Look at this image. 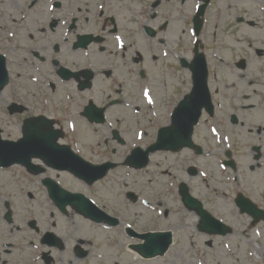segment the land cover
Instances as JSON below:
<instances>
[{
    "label": "flooded vegetation",
    "instance_id": "af4514ba",
    "mask_svg": "<svg viewBox=\"0 0 264 264\" xmlns=\"http://www.w3.org/2000/svg\"><path fill=\"white\" fill-rule=\"evenodd\" d=\"M249 2L247 10L235 8L239 10L236 31L241 43L238 61L244 68L233 70L230 62L223 59L229 70L212 73L214 113L203 114L202 126L194 131V140L202 152L197 154L198 147L163 152L172 154L176 161H189L186 172L190 174L194 160H201L210 170L208 181L205 180L211 188L208 194L222 188L223 197L232 200L235 210L227 209L224 221L240 215L248 221L247 230L257 229L260 222L264 225V0ZM2 3L0 0V53L9 75L5 89L14 98L8 116H14L11 109L18 110L19 133L26 119L46 116L52 120L53 131L61 132L51 137L69 145L79 163L84 160L86 165H123L113 156L129 141L127 136L136 134L141 126L127 123L125 107L139 104L143 92L152 101L151 93L156 92L153 80L157 77L153 64L176 57L175 71H165L169 79L166 84L169 86L177 78L186 86V68L179 58L185 48L184 34L188 28L193 30L196 1L10 0L9 9L3 8ZM217 7L224 13L221 6ZM207 13L206 22L214 23L211 34L201 38L209 36L212 40L209 53L222 51L223 45L216 44L220 37L217 28L220 26L221 34L230 28L235 32L231 26L223 25L228 15L213 20ZM190 31L187 40L192 43L194 36ZM138 104L135 107L139 109ZM165 105L170 112L175 102L169 100ZM157 107L154 102L150 105L152 116L157 114ZM101 109L103 122L96 124L91 118H98L96 113ZM168 120V113H164L155 128L167 125ZM150 123V119L145 122ZM174 123L173 137L183 138L179 123ZM179 153L183 154L178 158ZM32 163L36 168L18 166L24 174L37 176L35 181L45 189V195V179L61 186L63 178L71 180L67 176H72L71 172L50 167L39 158L32 159ZM195 173L198 170L192 174ZM192 174L186 176L191 178ZM238 198L244 202L243 211L237 205ZM49 202L52 203L50 198ZM256 210L261 211L253 212ZM18 214L16 209L10 219L5 214L0 216V225L11 228L9 235H0V264H122L118 253H107L105 248L113 246L104 243L95 227H83L82 237L89 245L86 247L84 239H72L64 228L48 231L43 227L53 214L38 212L27 218L17 217Z\"/></svg>",
    "mask_w": 264,
    "mask_h": 264
},
{
    "label": "rangeland",
    "instance_id": "374dc122",
    "mask_svg": "<svg viewBox=\"0 0 264 264\" xmlns=\"http://www.w3.org/2000/svg\"><path fill=\"white\" fill-rule=\"evenodd\" d=\"M244 2L250 4L249 0H244ZM217 3L222 7L224 13H220L221 9L212 5L209 6L207 11H209L213 20H216L219 16L223 18L228 15V19L224 18L225 23H223V25L225 28L231 26L235 33L233 34L230 28L228 31L222 30L224 33L221 34L220 26L217 28V33L220 34V37L216 40V44L223 45V48L222 53L219 51L213 52V50H211V56L208 55L211 79L214 78L212 72L216 71L219 65L215 55L216 53L217 55H223L224 59L230 62V66L233 67V70H237L233 61L241 54V44L238 42V37L236 36L237 25L235 21H233L234 11H236L235 8L239 7L240 2L238 3L237 0H218ZM230 5H232V7H229ZM213 23L214 22L211 20H207L202 37L211 34L209 30L212 29ZM174 37L172 43H174ZM211 44L212 40L207 36V38L204 39V49L207 51L208 46L212 47ZM187 55H189V53ZM170 66H172V64H166L160 60L153 64V69L156 70L154 74L157 76L156 79L153 80V91L156 92L155 95L151 93L150 98L152 102H154V105H158L155 109L157 113L155 116L150 114H138L135 110L130 112L128 108L125 107L124 113L127 116V123L133 124L135 121L138 125H141V130L147 131V135L136 136L135 133L128 135L129 141L124 147H120V151L113 156L114 159L121 160L122 156L131 149V146L135 144L140 146L145 145L150 141L156 124L164 119V113L166 114L168 111H164V108H166L164 107L165 102L169 103V100L177 102L183 94L187 93V88L189 87L188 75H186L187 84L185 87L178 83L179 79L177 78L170 81L169 86L166 84L169 79L165 71L167 73L169 71H175V69L170 68ZM222 66H224L223 63ZM222 70L228 71L229 68H221V71ZM163 85L166 87L164 88ZM210 87H213V83H210ZM213 93L215 94L214 91ZM4 103L5 95L1 92L0 112L4 110ZM147 119L151 120L149 125L145 124ZM3 131L4 138H13L17 132L15 126L9 128L4 126ZM199 138H201L200 134ZM151 158L152 160L147 168H145L146 170H134L126 166H118L110 172L105 182L97 183L96 186H92L90 189L77 182H74V185H72L76 190L82 189L85 194L89 195L97 204L105 208L108 212L114 209L111 214L118 217L120 224L114 228L113 237H111L110 240L119 243L127 240L139 242L137 238L125 239L116 237V235H125L123 230L127 226H131L136 232L164 229L171 231L173 234L172 247L159 262H153L151 264H264V249H261V252L256 250L254 248V243L249 241L250 237L242 234L239 230H235L234 233L227 236V238H221L220 236L208 238L195 231L194 220L196 216L184 210L179 201L177 185H179L181 181L186 180L191 182L192 187L190 189L203 200L205 207L223 220L224 216H226V209L231 208L227 202L225 203L224 200L218 197L220 192L208 194L203 173L195 176V178L186 176L185 164L182 163V167H180V163L176 162L175 157L171 154L166 155L165 153H157L154 156L152 155ZM166 165H168V167L170 166L169 173L160 174ZM0 178L12 183L14 186L16 185L13 176L9 173H0ZM67 187L70 186L67 185ZM26 191L34 192L38 197L32 196L33 198L30 199L29 196L26 195ZM130 192L134 193L136 197L135 200L127 196ZM39 197V190H35L34 188L26 189L22 196H19L17 193L14 198V202H16L15 208H17L19 213L17 217L27 218V216H31L32 213L35 212H40L49 216L45 211L46 209L42 206V200L39 199L36 203ZM212 198H214L215 201H212ZM166 212H168V214ZM77 218L79 220V227L76 228L75 234L76 237L79 238L84 234L85 230L83 229L82 217L78 216ZM65 223L63 219L62 228H64L66 234L68 230L65 229ZM20 225H23L22 222H20ZM42 226L50 230V228H52L50 219L48 223H43ZM18 233L22 232L19 231ZM8 234V227L0 225V235L6 236ZM252 237L254 241H256V237ZM206 239L211 240V245L205 244ZM259 245L262 246V243ZM114 247H106L105 250H107V253H112V251L116 254L118 253L122 264L135 263L133 262L134 259L132 260L131 258L132 254L130 255L129 252L127 254L126 248Z\"/></svg>",
    "mask_w": 264,
    "mask_h": 264
},
{
    "label": "water",
    "instance_id": "95a60500",
    "mask_svg": "<svg viewBox=\"0 0 264 264\" xmlns=\"http://www.w3.org/2000/svg\"><path fill=\"white\" fill-rule=\"evenodd\" d=\"M200 67H202V73L201 74H198V71L199 69L197 68L198 66V61L194 62V64L191 66L192 67V70L194 72V75H193V78H194V87H193V91L192 93L188 96V106L186 108V104H184L183 107L179 108L177 110V112H180V116L177 120V123H179V130L183 131L185 134H189L192 130V127L195 123H197V119L200 115V107L202 105H206L208 103V99H209V96H208V89L206 88V84H205V67H203V60L200 59ZM3 70H4V64L2 63V61L0 60V88L1 86L3 85L4 81H5V77L6 75L3 74ZM198 74V75H197ZM203 96L205 97V100H206V103H205V100L203 98ZM208 97V98H207ZM190 136V134H189ZM189 138V137H188ZM28 138H25L24 140H26L25 142H21V143H18V144H13L11 145V147H17L19 145L22 144V148H24L25 146H31L32 145V142L31 141H28L27 140ZM188 139L185 141L182 140L181 142L179 143H171L169 144V146L175 148L179 145H183L185 143H187ZM163 142L165 145H168L169 143V138L168 136L165 137L163 139ZM146 155V153L144 154V156ZM183 201H185V203L190 207H193L196 205V203L194 202V200H191L190 197H188L186 194L183 196ZM198 211L199 213L201 214L202 216V223H201V228L202 229H206V230H210L208 229L205 225L207 224V221H206V215L204 213V211L201 210V207L200 205L198 204ZM79 210L82 212H84L87 216H90L92 217L93 219L96 218L94 213L92 212L91 208L86 205L85 203H82L80 204L79 206ZM169 243V238L167 237L163 244L166 245ZM154 245H157V244H154ZM152 246L150 247H145L143 248V253L146 254V255H151V254H155V253H162L164 251V247L162 246H153L151 249Z\"/></svg>",
    "mask_w": 264,
    "mask_h": 264
},
{
    "label": "bare ground",
    "instance_id": "6f19581e",
    "mask_svg": "<svg viewBox=\"0 0 264 264\" xmlns=\"http://www.w3.org/2000/svg\"><path fill=\"white\" fill-rule=\"evenodd\" d=\"M84 223H85L86 225L88 224L87 222H84ZM97 227H99V228H104V227H102V226H97ZM105 237H106V236H105ZM108 238H109V237H106L105 240L108 239Z\"/></svg>",
    "mask_w": 264,
    "mask_h": 264
},
{
    "label": "snow or ice",
    "instance_id": "6c2138e0",
    "mask_svg": "<svg viewBox=\"0 0 264 264\" xmlns=\"http://www.w3.org/2000/svg\"><path fill=\"white\" fill-rule=\"evenodd\" d=\"M145 94H147V93H145Z\"/></svg>",
    "mask_w": 264,
    "mask_h": 264
}]
</instances>
